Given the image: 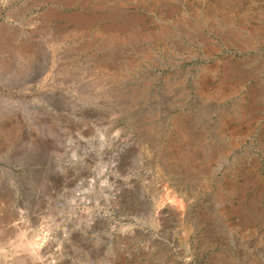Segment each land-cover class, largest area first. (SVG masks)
I'll return each mask as SVG.
<instances>
[{"label": "rangeland", "instance_id": "obj_1", "mask_svg": "<svg viewBox=\"0 0 264 264\" xmlns=\"http://www.w3.org/2000/svg\"><path fill=\"white\" fill-rule=\"evenodd\" d=\"M86 1L0 0V264H264V0Z\"/></svg>", "mask_w": 264, "mask_h": 264}, {"label": "bare ground", "instance_id": "obj_2", "mask_svg": "<svg viewBox=\"0 0 264 264\" xmlns=\"http://www.w3.org/2000/svg\"><path fill=\"white\" fill-rule=\"evenodd\" d=\"M77 3H80L79 5L80 6H82V7H84V6H87V5H90V3L89 2H87L86 0H75ZM96 1H98L99 3H103V6L106 4L107 5V0H96ZM47 2V1H46ZM95 2V1H94ZM120 5H122V4H120ZM120 5H119V7H120ZM95 6V5H94ZM93 6V7H94ZM98 8V7H97ZM103 8H105V7H103ZM100 9V8H99ZM23 10V9H22ZM102 10V9H101ZM109 10V9H108ZM122 10V9H121ZM28 12V11H27ZM119 14V13H118ZM14 15V14H13ZM12 15V16H13ZM20 15H18V17H19ZM17 17V18H18ZM23 18V17H22ZM101 19V18H100ZM19 23V22H18ZM26 24V23H25ZM48 25V24H47ZM91 27V26H90ZM50 29V28H49ZM119 30V29H118ZM244 32H246V33H244ZM264 32V29L263 28H253V29H249V28H246V27H243V28H239V29H237V30H235V35L238 37V38H243V36H244V34L247 36V39L249 38V37H254V35H257V34H260V33H263ZM120 34H121V32L120 33H118V32H116L115 31V29H114V31L112 30V31H110V30H104V31H101V32H99V33H97V35L96 36H94L93 38H92V40L93 41H103L104 43L106 42V44L108 45V42H113V43H115V44H119V43H121V42H125L122 38H121V36H120ZM92 35V34H91ZM68 37V36H67ZM134 41H137V40H139L138 38H137V36H132L131 37ZM125 39V38H124ZM147 39V38H146ZM68 40V39H67ZM130 40V39H129ZM57 41V40H56ZM88 42V41H87ZM138 42V41H137ZM148 42V41H147ZM99 43V42H98ZM100 43H102V42H100ZM111 44V43H110ZM137 44V43H136ZM112 45V44H111ZM127 45H128V43H127ZM131 45V44H130ZM117 46V45H116ZM120 47H121V44L119 45ZM126 46V45H125ZM129 46V45H128ZM127 46V47H128ZM98 47V46H97ZM118 47V46H117ZM119 47V48H120ZM122 47H123V45H122ZM126 47V48H127ZM130 47V46H129ZM95 48V47H94ZM125 48V47H124ZM137 48V47H136ZM121 49H123V48H121ZM116 52V51H115ZM117 53V52H116ZM123 53V52H122ZM122 55V54H121ZM125 57V56H124ZM121 58H123V57H121ZM117 59V58H116ZM124 60V59H123ZM122 60V62H126L127 61V59H125L124 61ZM111 61V60H110ZM109 62V61H108ZM122 62H119V64H117L118 63V59H117V62L115 61H113V62H111V65L109 64V66H106V65H104L103 64V68L104 69H102V70H105L106 72H110V71H112L113 69H116L117 67H119V65L121 64V65H123L122 64ZM261 66L258 68V71L260 72H263L264 71V58H262L261 59ZM102 65V64H101ZM100 65V66H101ZM89 66V65H88ZM98 68H100V67H98ZM258 88H260L262 91L264 90V86H262V84H259L258 85ZM259 91V90H258ZM259 93V92H258ZM255 95V94H254ZM252 93H251V97L252 98H255V96H254ZM260 95V94H259ZM111 121V120H110ZM177 128V127H176ZM68 175V174H67ZM67 177V176H66ZM178 180V179H177ZM176 180V183H175V185H174V188L171 190L172 192H170V194H178L180 197L181 196H183V193H185L184 191V188L186 187V182L184 181V180H181V179H179L178 181ZM170 194H168V196L170 195ZM174 196V195H173ZM172 196V197H173ZM184 197H185V195L182 197L183 199H184ZM188 197V196H187ZM175 198V197H174ZM187 200V199H186ZM175 203V202H174ZM189 203V202H188ZM173 206V205H172ZM176 207V206H175ZM44 259V258H43ZM46 260V259H45ZM47 261V260H46ZM42 261H40V263H41ZM43 264H45V262H42ZM47 263V262H46ZM39 264V263H38Z\"/></svg>", "mask_w": 264, "mask_h": 264}]
</instances>
